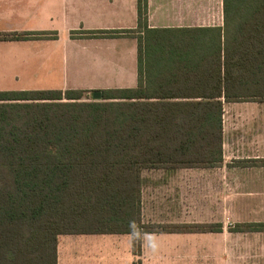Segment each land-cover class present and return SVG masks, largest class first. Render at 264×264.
<instances>
[{
	"label": "trees",
	"instance_id": "obj_1",
	"mask_svg": "<svg viewBox=\"0 0 264 264\" xmlns=\"http://www.w3.org/2000/svg\"><path fill=\"white\" fill-rule=\"evenodd\" d=\"M138 13L120 32L139 34L136 88L0 91V264H57L66 235L136 249L141 234L213 230L143 224L141 174L222 164L223 101L264 102V0H224L223 28H149L147 0Z\"/></svg>",
	"mask_w": 264,
	"mask_h": 264
},
{
	"label": "crops",
	"instance_id": "obj_2",
	"mask_svg": "<svg viewBox=\"0 0 264 264\" xmlns=\"http://www.w3.org/2000/svg\"><path fill=\"white\" fill-rule=\"evenodd\" d=\"M139 0H0V91L138 85ZM245 19V18H243ZM149 28H223L224 0H147ZM103 32V33H99ZM118 32V34H115ZM107 33V34H106ZM22 74V88L12 80ZM19 89V90H16ZM223 162L142 171L145 225H208V232L59 238L57 264H264V102L223 101Z\"/></svg>",
	"mask_w": 264,
	"mask_h": 264
},
{
	"label": "rangeland",
	"instance_id": "obj_3",
	"mask_svg": "<svg viewBox=\"0 0 264 264\" xmlns=\"http://www.w3.org/2000/svg\"><path fill=\"white\" fill-rule=\"evenodd\" d=\"M15 76H17L20 79V81L17 82L16 80H12L11 85H10L12 88H22L23 86H29V84H25L26 81L22 79V74H17ZM1 88H4V87H0V90ZM16 90H19V89H16ZM86 98H88L87 100H91L90 99L92 98L91 94H87Z\"/></svg>",
	"mask_w": 264,
	"mask_h": 264
},
{
	"label": "water",
	"instance_id": "obj_4",
	"mask_svg": "<svg viewBox=\"0 0 264 264\" xmlns=\"http://www.w3.org/2000/svg\"><path fill=\"white\" fill-rule=\"evenodd\" d=\"M102 92L101 91H94L93 92V99L95 100V101H100V100H102Z\"/></svg>",
	"mask_w": 264,
	"mask_h": 264
}]
</instances>
